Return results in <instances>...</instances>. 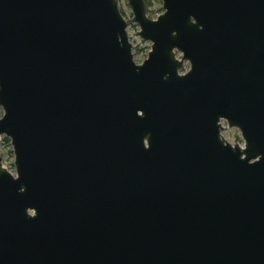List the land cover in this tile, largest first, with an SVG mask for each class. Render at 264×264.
<instances>
[{
    "label": "water",
    "instance_id": "95a60500",
    "mask_svg": "<svg viewBox=\"0 0 264 264\" xmlns=\"http://www.w3.org/2000/svg\"><path fill=\"white\" fill-rule=\"evenodd\" d=\"M129 3L0 0V264H264V0Z\"/></svg>",
    "mask_w": 264,
    "mask_h": 264
},
{
    "label": "rangeland",
    "instance_id": "374dc122",
    "mask_svg": "<svg viewBox=\"0 0 264 264\" xmlns=\"http://www.w3.org/2000/svg\"><path fill=\"white\" fill-rule=\"evenodd\" d=\"M119 8L124 15L128 26V34L131 43L133 44V53H134V60L137 63H142L149 54V51L151 50L152 42L149 40L143 39L139 35L140 27L138 23L134 20V15L132 12V7L129 3V0H117ZM147 7V6H146ZM147 15L150 18H157L159 14H161L164 9L162 7V0H153L152 6H150L148 9L146 8ZM182 54L180 52H177V57H181ZM190 67V63L188 61H185L184 66L181 70L182 72H185ZM4 110L2 107H0V117L3 115ZM222 124L225 126V129L222 131L223 136L232 144H243V139L241 137V133L239 129L233 127L229 128L227 126V122L225 120L222 121ZM3 137L1 141V147L0 152L3 159V163L9 170H11L14 174H16V169L14 165V153H13V146L11 143V139Z\"/></svg>",
    "mask_w": 264,
    "mask_h": 264
},
{
    "label": "trees",
    "instance_id": "16d2710c",
    "mask_svg": "<svg viewBox=\"0 0 264 264\" xmlns=\"http://www.w3.org/2000/svg\"><path fill=\"white\" fill-rule=\"evenodd\" d=\"M145 3H146V8L148 9L150 6H152L153 4V0H145ZM7 140V138H5Z\"/></svg>",
    "mask_w": 264,
    "mask_h": 264
}]
</instances>
